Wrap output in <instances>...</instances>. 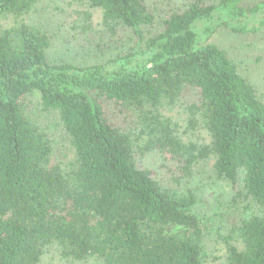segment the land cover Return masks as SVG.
Wrapping results in <instances>:
<instances>
[{
  "label": "trees",
  "instance_id": "1",
  "mask_svg": "<svg viewBox=\"0 0 264 264\" xmlns=\"http://www.w3.org/2000/svg\"><path fill=\"white\" fill-rule=\"evenodd\" d=\"M39 1L0 0V264H204L214 228L181 185L207 159L254 208L220 235L222 264H264V98L212 40L256 34L264 0L163 14L148 0H70L88 9L81 30L97 12L129 39L83 65L48 59L50 35L27 18Z\"/></svg>",
  "mask_w": 264,
  "mask_h": 264
},
{
  "label": "rangeland",
  "instance_id": "2",
  "mask_svg": "<svg viewBox=\"0 0 264 264\" xmlns=\"http://www.w3.org/2000/svg\"><path fill=\"white\" fill-rule=\"evenodd\" d=\"M189 1L191 0H148L151 6H156L162 14L168 8H180ZM85 10L88 9L83 3L75 1L40 0L36 8L27 15L28 20L50 35L51 47L48 50V59L51 62L79 65L102 62L129 46V39L127 40L122 31L116 36L118 41H115V38L102 29L98 24L97 12L93 13L92 28L88 31L81 30L79 24ZM156 28L157 25L152 26L153 30ZM212 40L229 53L241 74L256 86L258 93L264 98V27L253 35H240L220 28L212 36ZM31 100H34V97H29V101ZM42 121L48 120L43 118ZM54 135L57 138L55 157L66 162L71 154L68 153L64 136L58 131H54ZM147 161L158 171L159 178H165L166 171L159 162H154L153 159ZM181 186H189L195 191L198 202L194 212L201 217L204 225L206 223L214 228H210L206 233L205 248L208 257L204 264H222L225 244L220 235L228 233L234 221L247 216L254 208L244 202L238 204L233 202L234 189L228 181L214 175L210 159L200 162L193 175L182 182ZM52 261L46 260L43 264H62Z\"/></svg>",
  "mask_w": 264,
  "mask_h": 264
}]
</instances>
